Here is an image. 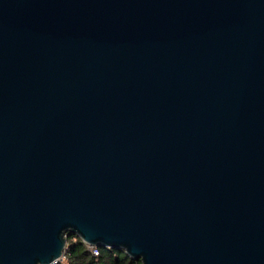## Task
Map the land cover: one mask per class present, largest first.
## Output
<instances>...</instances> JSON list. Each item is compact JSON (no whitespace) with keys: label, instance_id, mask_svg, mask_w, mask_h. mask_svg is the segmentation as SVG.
Listing matches in <instances>:
<instances>
[{"label":"water","instance_id":"1","mask_svg":"<svg viewBox=\"0 0 264 264\" xmlns=\"http://www.w3.org/2000/svg\"><path fill=\"white\" fill-rule=\"evenodd\" d=\"M68 232L264 264V0H0V264Z\"/></svg>","mask_w":264,"mask_h":264},{"label":"trees","instance_id":"2","mask_svg":"<svg viewBox=\"0 0 264 264\" xmlns=\"http://www.w3.org/2000/svg\"><path fill=\"white\" fill-rule=\"evenodd\" d=\"M63 257L54 264H139L140 260L129 256L124 250L106 245H95L93 254L81 237L68 232Z\"/></svg>","mask_w":264,"mask_h":264},{"label":"built area","instance_id":"3","mask_svg":"<svg viewBox=\"0 0 264 264\" xmlns=\"http://www.w3.org/2000/svg\"><path fill=\"white\" fill-rule=\"evenodd\" d=\"M88 248L90 249V251L93 253V254H95V255H97L98 254V249L94 246V245H88ZM63 257V256H62ZM61 257V258H62ZM60 259V258H59ZM58 259V260H59ZM57 261V260H56ZM56 261H51L50 263H48V264H54Z\"/></svg>","mask_w":264,"mask_h":264}]
</instances>
